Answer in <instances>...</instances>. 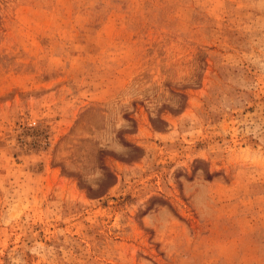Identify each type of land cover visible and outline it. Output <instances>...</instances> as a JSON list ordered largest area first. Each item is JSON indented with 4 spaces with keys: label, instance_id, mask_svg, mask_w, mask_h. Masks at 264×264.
I'll return each mask as SVG.
<instances>
[{
    "label": "rangeland",
    "instance_id": "1",
    "mask_svg": "<svg viewBox=\"0 0 264 264\" xmlns=\"http://www.w3.org/2000/svg\"><path fill=\"white\" fill-rule=\"evenodd\" d=\"M0 264H264V0H0Z\"/></svg>",
    "mask_w": 264,
    "mask_h": 264
},
{
    "label": "bare ground",
    "instance_id": "2",
    "mask_svg": "<svg viewBox=\"0 0 264 264\" xmlns=\"http://www.w3.org/2000/svg\"><path fill=\"white\" fill-rule=\"evenodd\" d=\"M26 240L29 242V241H33L34 239H33V237H32V234L30 235H27L26 236Z\"/></svg>",
    "mask_w": 264,
    "mask_h": 264
}]
</instances>
